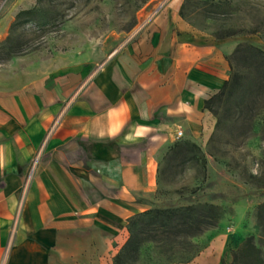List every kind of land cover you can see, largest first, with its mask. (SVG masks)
Segmentation results:
<instances>
[{
  "label": "crops",
  "instance_id": "1",
  "mask_svg": "<svg viewBox=\"0 0 264 264\" xmlns=\"http://www.w3.org/2000/svg\"><path fill=\"white\" fill-rule=\"evenodd\" d=\"M181 6L162 2L94 72L63 60L0 69V264H113L128 219L156 208L177 134L208 143L205 101L229 79L234 48Z\"/></svg>",
  "mask_w": 264,
  "mask_h": 264
},
{
  "label": "rangeland",
  "instance_id": "2",
  "mask_svg": "<svg viewBox=\"0 0 264 264\" xmlns=\"http://www.w3.org/2000/svg\"><path fill=\"white\" fill-rule=\"evenodd\" d=\"M56 0L50 5L59 15L48 25L39 22L11 29L21 10L36 0H0V69L31 62H78L89 73L101 68L167 0ZM182 17L194 28L235 48L247 43L264 50V0H182ZM255 31V32H254ZM23 44L22 54L10 55L7 38ZM181 137L180 139H182ZM201 147V146H200ZM205 166L195 161L180 164L159 161L158 188L150 201L156 208L214 204L226 214L194 242L202 247L194 259L202 264H232L233 253L247 237L262 247L256 210L264 203V187L249 183L254 175L264 180V134L244 138L229 128L201 147ZM213 153V156L209 155ZM191 155L189 154V157ZM174 164V166H172ZM197 189V192L192 193Z\"/></svg>",
  "mask_w": 264,
  "mask_h": 264
},
{
  "label": "trees",
  "instance_id": "3",
  "mask_svg": "<svg viewBox=\"0 0 264 264\" xmlns=\"http://www.w3.org/2000/svg\"><path fill=\"white\" fill-rule=\"evenodd\" d=\"M54 1L36 0L33 8L19 11L11 29L30 23L48 25L55 22L59 15L50 5H45V2L52 4ZM142 3H146V0ZM234 34L220 36L218 40ZM6 43H9L7 50L10 55L23 53V44L18 39L9 37ZM227 61L231 70L229 79L219 92L205 101V108L216 118L215 130L209 141L225 128L238 132L243 139L253 132L264 134V50L240 43ZM209 155L213 156V153ZM163 159H169L172 163L180 160V164L195 161L200 166L206 163L201 147L188 139L176 141ZM249 183L264 187V180L254 175L249 176ZM195 192L197 189L192 191ZM225 214L221 206L208 203L152 208L137 213L127 221L129 237L113 258V264H189L202 251L194 240L216 228ZM256 218L264 245V203L258 206ZM232 264H264L262 247L254 242L252 236L247 237L233 253Z\"/></svg>",
  "mask_w": 264,
  "mask_h": 264
},
{
  "label": "built area",
  "instance_id": "4",
  "mask_svg": "<svg viewBox=\"0 0 264 264\" xmlns=\"http://www.w3.org/2000/svg\"><path fill=\"white\" fill-rule=\"evenodd\" d=\"M177 136H178V138L180 139V138L182 137V133L179 132V133L177 134Z\"/></svg>",
  "mask_w": 264,
  "mask_h": 264
}]
</instances>
